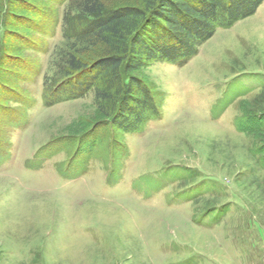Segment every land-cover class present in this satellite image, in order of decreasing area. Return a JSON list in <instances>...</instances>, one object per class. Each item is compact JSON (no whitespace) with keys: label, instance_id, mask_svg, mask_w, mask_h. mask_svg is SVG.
Returning <instances> with one entry per match:
<instances>
[{"label":"rangeland","instance_id":"374dc122","mask_svg":"<svg viewBox=\"0 0 264 264\" xmlns=\"http://www.w3.org/2000/svg\"><path fill=\"white\" fill-rule=\"evenodd\" d=\"M27 1L48 17L5 25L0 264H264V1L187 63L134 72L161 112L135 133L111 128L94 90L44 104L85 47L64 29L86 0Z\"/></svg>","mask_w":264,"mask_h":264},{"label":"trees","instance_id":"16d2710c","mask_svg":"<svg viewBox=\"0 0 264 264\" xmlns=\"http://www.w3.org/2000/svg\"><path fill=\"white\" fill-rule=\"evenodd\" d=\"M263 1L138 0L108 7L101 0H86L78 14L67 18L70 25L64 29L67 40L85 47L66 54L63 77L44 87V104L52 106L94 90L97 107L112 129L140 132L148 121L161 117L160 99L134 72L160 61L187 63L215 31L254 14ZM19 5L31 16L17 13ZM46 17L27 0H0V51L6 23L12 26L15 19L31 30Z\"/></svg>","mask_w":264,"mask_h":264}]
</instances>
